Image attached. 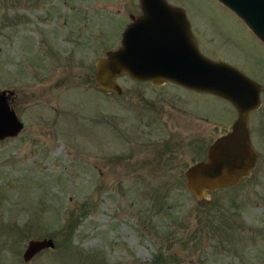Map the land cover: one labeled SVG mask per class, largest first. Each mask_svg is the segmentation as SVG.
<instances>
[{"label": "rangeland", "instance_id": "rangeland-1", "mask_svg": "<svg viewBox=\"0 0 264 264\" xmlns=\"http://www.w3.org/2000/svg\"><path fill=\"white\" fill-rule=\"evenodd\" d=\"M184 8L202 53L261 86L250 175L197 197L184 170L226 132L234 105L124 73L95 83L139 0H0V91L23 121L0 140V264H264V42L219 0ZM174 157L155 160L159 140ZM51 236L30 260L31 237Z\"/></svg>", "mask_w": 264, "mask_h": 264}, {"label": "water", "instance_id": "water-1", "mask_svg": "<svg viewBox=\"0 0 264 264\" xmlns=\"http://www.w3.org/2000/svg\"><path fill=\"white\" fill-rule=\"evenodd\" d=\"M234 11L264 42V0H219ZM141 13L121 32L120 44L104 50L95 61L98 88L120 93L117 77L167 80L228 99L237 114L228 131L207 146L204 158L185 169L186 188L197 197L236 184L251 174L258 153L250 139L249 112L261 104L262 86L236 66L212 59L194 43L185 10L167 0H139ZM23 121L10 105L7 91H0V140L17 135ZM51 236L31 237L22 251L30 260L44 248H53Z\"/></svg>", "mask_w": 264, "mask_h": 264}, {"label": "flooded vegetation", "instance_id": "flooded-vegetation-1", "mask_svg": "<svg viewBox=\"0 0 264 264\" xmlns=\"http://www.w3.org/2000/svg\"><path fill=\"white\" fill-rule=\"evenodd\" d=\"M139 8H140V13H141V7H140V4H139ZM139 13V14H140ZM139 14H133V13H130V17H131V19H133V18H135L137 15H139ZM186 14V13H185ZM186 17H187V15H186ZM187 19H188V21H189V28H190V30H191V32L193 33V36H194V43L197 45V47L200 49V47H199V43H200V41H199V37L197 36V32H196V30H193L192 29V27H191V22H190V20H189V18L187 17ZM131 21V20H130ZM137 80V79H136ZM151 81V80H150ZM167 81H170V80H167ZM152 82V81H151ZM166 82V81H165ZM174 82V81H173ZM153 83V82H152ZM176 83V82H175ZM178 84V83H177ZM180 85V84H179ZM183 86V85H182ZM185 87V86H184ZM188 88V87H187ZM190 89H192V88H190ZM194 90H196V89H194ZM199 91V90H198ZM122 92V91H121ZM120 92V93H121ZM7 96H8V99H9V102H10V105L12 106V104H11V100H12V98H11V94L9 93V92H7ZM13 107V106H12ZM14 108V107H13ZM234 120V119H233ZM233 122V121H232ZM248 124H249V130H250V139H251V143H252V145H253V139H252V131H251V127H250V123H249V115H248ZM231 127V126H230ZM230 129V128H229ZM228 129V130H229ZM227 130V131H228ZM167 139H165L164 141L163 140H159L160 141V143H159V145L160 146H157L158 148H156L157 149V151H155L154 153H155V156H154V159L155 160H159V159H161V157H160V155H164V154H166V160L167 159H172L173 157H174V155H173V153L175 152V148H176V146H175V144L174 143H172V142H170L169 140L168 141H166ZM211 143V142H210ZM208 146V145H207ZM253 147H254V145H253ZM255 148V147H254ZM206 149H207V147L205 148V150H204V155H203V157H201L200 156V153H201V150H202V148L199 146V149H197V151H196V154L197 155H195V157L197 158L195 161H198V160H200V159H202V158H204V156H205V153H206ZM258 153V152H257ZM258 158H259V154H258ZM194 161V162H195ZM258 161V160H257ZM193 163V162H192ZM191 163V164H192ZM257 164V163H256ZM256 164H255V166H256ZM190 165V164H189ZM254 166V167H255ZM253 167V168H254ZM187 168V167H186ZM250 175V174H249ZM184 176H185V170H184Z\"/></svg>", "mask_w": 264, "mask_h": 264}]
</instances>
